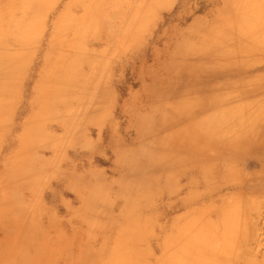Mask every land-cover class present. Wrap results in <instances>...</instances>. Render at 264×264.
Listing matches in <instances>:
<instances>
[{"label": "rangeland", "instance_id": "rangeland-1", "mask_svg": "<svg viewBox=\"0 0 264 264\" xmlns=\"http://www.w3.org/2000/svg\"><path fill=\"white\" fill-rule=\"evenodd\" d=\"M0 264H264V0H0Z\"/></svg>", "mask_w": 264, "mask_h": 264}, {"label": "crops", "instance_id": "crops-1", "mask_svg": "<svg viewBox=\"0 0 264 264\" xmlns=\"http://www.w3.org/2000/svg\"><path fill=\"white\" fill-rule=\"evenodd\" d=\"M12 30V29H11ZM10 35H12V34H10Z\"/></svg>", "mask_w": 264, "mask_h": 264}]
</instances>
